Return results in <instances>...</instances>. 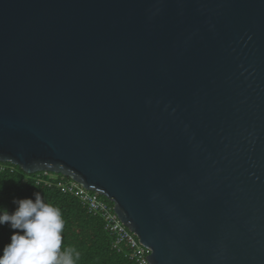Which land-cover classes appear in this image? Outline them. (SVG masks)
Here are the masks:
<instances>
[{
    "label": "water",
    "instance_id": "1",
    "mask_svg": "<svg viewBox=\"0 0 264 264\" xmlns=\"http://www.w3.org/2000/svg\"><path fill=\"white\" fill-rule=\"evenodd\" d=\"M0 162L105 197L149 264H264V0H0Z\"/></svg>",
    "mask_w": 264,
    "mask_h": 264
},
{
    "label": "trees",
    "instance_id": "2",
    "mask_svg": "<svg viewBox=\"0 0 264 264\" xmlns=\"http://www.w3.org/2000/svg\"><path fill=\"white\" fill-rule=\"evenodd\" d=\"M63 178L68 179L45 172L28 175L18 166L0 162V208L11 213L16 209L14 199L34 201L33 193L40 192L44 202L62 214V250H73L74 264H136L125 253L113 249V238L104 229L101 217L90 214L77 198L58 189V181ZM11 234L8 225L0 227V250L10 242Z\"/></svg>",
    "mask_w": 264,
    "mask_h": 264
},
{
    "label": "clouds",
    "instance_id": "3",
    "mask_svg": "<svg viewBox=\"0 0 264 264\" xmlns=\"http://www.w3.org/2000/svg\"><path fill=\"white\" fill-rule=\"evenodd\" d=\"M33 196L34 201L14 199L16 209L11 213L0 208V227L8 225L12 230L10 242L0 250V264H74L73 250H62L64 221L60 210L45 203L40 192Z\"/></svg>",
    "mask_w": 264,
    "mask_h": 264
},
{
    "label": "built area",
    "instance_id": "4",
    "mask_svg": "<svg viewBox=\"0 0 264 264\" xmlns=\"http://www.w3.org/2000/svg\"><path fill=\"white\" fill-rule=\"evenodd\" d=\"M57 187L63 194L77 198L90 214L102 218L104 229L113 238L114 250L125 253L136 264H149L147 259L150 251L140 244L135 235L120 221L110 202L70 179H61Z\"/></svg>",
    "mask_w": 264,
    "mask_h": 264
}]
</instances>
